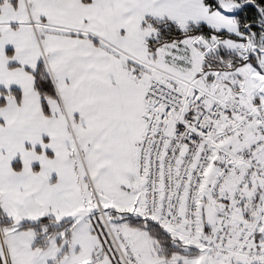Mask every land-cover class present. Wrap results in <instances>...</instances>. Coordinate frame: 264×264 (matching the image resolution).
Listing matches in <instances>:
<instances>
[{
	"label": "snow or ice",
	"instance_id": "1",
	"mask_svg": "<svg viewBox=\"0 0 264 264\" xmlns=\"http://www.w3.org/2000/svg\"><path fill=\"white\" fill-rule=\"evenodd\" d=\"M0 264H264V0H0Z\"/></svg>",
	"mask_w": 264,
	"mask_h": 264
}]
</instances>
